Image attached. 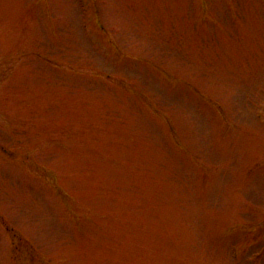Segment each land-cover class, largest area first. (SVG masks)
<instances>
[{
	"label": "rangeland",
	"instance_id": "rangeland-1",
	"mask_svg": "<svg viewBox=\"0 0 264 264\" xmlns=\"http://www.w3.org/2000/svg\"><path fill=\"white\" fill-rule=\"evenodd\" d=\"M0 264H264V0H0Z\"/></svg>",
	"mask_w": 264,
	"mask_h": 264
}]
</instances>
